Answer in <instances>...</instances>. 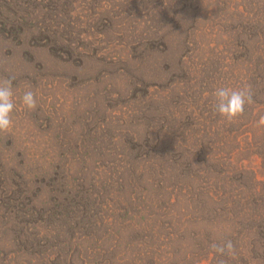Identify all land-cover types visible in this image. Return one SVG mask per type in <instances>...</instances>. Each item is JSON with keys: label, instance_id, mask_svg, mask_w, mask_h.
<instances>
[{"label": "rangeland", "instance_id": "obj_1", "mask_svg": "<svg viewBox=\"0 0 264 264\" xmlns=\"http://www.w3.org/2000/svg\"><path fill=\"white\" fill-rule=\"evenodd\" d=\"M4 79L0 264H264V0H0Z\"/></svg>", "mask_w": 264, "mask_h": 264}, {"label": "clouds", "instance_id": "obj_2", "mask_svg": "<svg viewBox=\"0 0 264 264\" xmlns=\"http://www.w3.org/2000/svg\"><path fill=\"white\" fill-rule=\"evenodd\" d=\"M212 95L215 113L228 123L237 121L244 115L246 106L254 103V94L249 85L240 88L219 86L214 89ZM20 102L29 111H35L38 106L36 93L32 90L25 91L20 97ZM15 108L12 80H0V133H10L13 130ZM258 125L264 126V117L259 120ZM211 247L220 256L234 254V245L231 240L213 243ZM220 264H224V261H221Z\"/></svg>", "mask_w": 264, "mask_h": 264}]
</instances>
